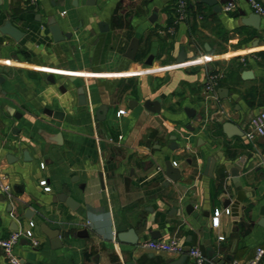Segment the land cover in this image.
Returning <instances> with one entry per match:
<instances>
[{"label":"crops","instance_id":"0c3cea01","mask_svg":"<svg viewBox=\"0 0 264 264\" xmlns=\"http://www.w3.org/2000/svg\"><path fill=\"white\" fill-rule=\"evenodd\" d=\"M187 1L195 18L189 8L175 24L179 0H0V237L34 222L38 241L14 247L19 264H194L143 247L172 238L211 263L210 249L246 264L264 248V136L246 139L264 111V14L257 29L243 23L255 13L248 0H218L237 4L230 13ZM53 18L70 38L55 42ZM6 22L20 40L1 32ZM211 74L216 96L207 91ZM226 122L244 136L229 138ZM45 134H60V144ZM242 157L246 197L235 224L223 201L238 196L230 168ZM168 161L180 180L167 177ZM0 264H11L2 250Z\"/></svg>","mask_w":264,"mask_h":264},{"label":"water","instance_id":"95a60500","mask_svg":"<svg viewBox=\"0 0 264 264\" xmlns=\"http://www.w3.org/2000/svg\"><path fill=\"white\" fill-rule=\"evenodd\" d=\"M200 2H203L205 4L212 6L213 9L217 12L222 11V7L220 6L218 0H200ZM156 15H157V12L155 11L152 18H151L152 22L155 21ZM261 20H262V17L260 14L253 13L249 17L245 18L243 20V23L259 29ZM49 30H50L55 42H60V41H63L65 39L71 37V33H63L62 32V30H61L59 24L56 22L55 18L50 19ZM1 32L11 35L15 40H20L23 36V32L21 30L17 29L16 27H14L11 24V22H6L5 25L1 28ZM139 42H140V40L138 37L134 38V40L132 41V43L128 49V52L126 54V56L128 58H130V59L135 58V55H136L137 50H138ZM185 59H186V54H185L184 48H182L180 56L178 58V61L181 62V61H184ZM152 60H153V55L149 56V58L147 60V64H151ZM252 75L253 74L251 71H244L243 72L244 78H250ZM72 82L77 87L78 94L80 96V102L82 104H85L86 98L84 96V88H83L82 84L76 79H73ZM222 91L224 93H227L226 89H222ZM106 109H107V107L104 106L101 109V114H105ZM188 112L190 113L191 111H188ZM16 116H19V114H16ZM99 118H100V116H99ZM223 127H224L225 134L229 138H232L234 136L242 138L244 136V132L242 130H240V128H238V126H236L232 122H226L223 125ZM44 138L48 142L53 141V142H55V144H60L61 135L60 134H56V135L45 134ZM216 162H217V160L215 157H211L208 159V166L206 169V175L207 176H209V177L214 176V169L216 166ZM245 165H246V157H242L240 160H238L236 162V164L234 166H232L230 168L232 177L234 178L236 187L238 188L239 192H238V196H237L235 201H233L232 199H226L223 201L224 207H227V208L230 207L231 208V212H232V216L234 218L235 224L239 223V220H240V217H239L240 204L246 197L245 193L242 192V190H241L240 180H239L241 170L245 167ZM166 175L169 179H171L173 181H178L181 179V171L171 161H168L166 163ZM69 204H72V202L70 200H69ZM204 215L206 217H208L210 215V212H208V211L204 212ZM133 234H134V230L130 229L128 232L119 233L118 239L121 242H125L126 237H128L129 235H133ZM48 235L50 237L55 236V238L60 236V234H58V233H56L55 235L48 233ZM80 235H88L87 230H84ZM152 236L155 238V234H152ZM136 237L133 236L132 240H129L131 244H134V245L138 244V238H136ZM209 257L213 260V262L215 264H233V262H234V259L232 257H229L226 260H222L217 255V252L213 249L209 250ZM186 259H187V255L185 254L182 257V260H186Z\"/></svg>","mask_w":264,"mask_h":264},{"label":"built area","instance_id":"2783aa9c","mask_svg":"<svg viewBox=\"0 0 264 264\" xmlns=\"http://www.w3.org/2000/svg\"><path fill=\"white\" fill-rule=\"evenodd\" d=\"M251 8L255 13L263 15L264 14V5L260 0H248ZM237 8V4L234 1L227 2L222 10L226 13H230L235 11ZM177 14H176V22L175 24L184 21L188 18V1L187 0H179L177 5ZM175 28L171 27L170 32H174ZM218 86V76L216 74H211L209 77V81L207 84V91L216 96V89ZM125 111L121 110L118 112V115L124 114ZM250 131L246 133V139L248 141H253L256 136H264V111L255 115L250 121ZM44 167V164H41ZM176 165V163H174ZM4 179V178H3ZM5 180V179H4ZM41 186L44 187V190L50 191L51 187L48 185L47 180H42L40 182ZM2 190L6 193L10 192V185L7 183H3L1 186ZM227 214H230V209L226 210ZM214 224H218V218L215 219ZM35 226L34 222H30L29 229L25 231H16L11 233L8 237H0V250H2L5 255L8 257L9 262L11 264H19L18 258L14 254V247L19 243L22 238H27L33 242L34 246H38V241L35 239L33 228ZM220 239H224V237H220ZM143 247L152 250L154 252H166L171 254H186L193 261L194 264H215L208 261L204 252L199 247L185 248L178 238H172L169 241H159L152 240L143 244ZM264 255V248H258L256 257L254 260L246 263V264H258L261 258Z\"/></svg>","mask_w":264,"mask_h":264},{"label":"trees","instance_id":"16d2710c","mask_svg":"<svg viewBox=\"0 0 264 264\" xmlns=\"http://www.w3.org/2000/svg\"><path fill=\"white\" fill-rule=\"evenodd\" d=\"M202 6H203V5L200 4V3L196 5L197 8H199V7L201 8ZM188 8H190V10L192 11L191 16H193V17L195 18V13H196V12H194V11H195V9H194L195 7H193V6L191 5V3H189V4H188ZM170 24H172V22H171ZM263 54H264V51L260 52V55H263Z\"/></svg>","mask_w":264,"mask_h":264}]
</instances>
